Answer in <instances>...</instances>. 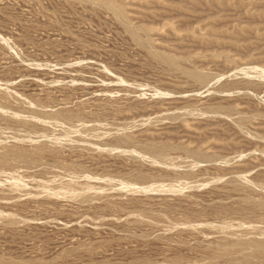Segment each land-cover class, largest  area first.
I'll return each mask as SVG.
<instances>
[{
	"label": "rangeland",
	"instance_id": "1",
	"mask_svg": "<svg viewBox=\"0 0 264 264\" xmlns=\"http://www.w3.org/2000/svg\"><path fill=\"white\" fill-rule=\"evenodd\" d=\"M111 1L0 0V152L69 171L0 167V264L195 262L236 253L212 227L264 218V0ZM24 103L118 128L25 138Z\"/></svg>",
	"mask_w": 264,
	"mask_h": 264
},
{
	"label": "bare ground",
	"instance_id": "2",
	"mask_svg": "<svg viewBox=\"0 0 264 264\" xmlns=\"http://www.w3.org/2000/svg\"><path fill=\"white\" fill-rule=\"evenodd\" d=\"M101 1L103 3H105V4H107L108 6H111V7L115 8L117 11H119V8L115 7L114 6L115 4H113L111 0H101ZM111 10H113V9H111ZM123 11L124 10H122V12ZM191 76L196 81H199V82H202V83H205V84H206L207 81L211 80L210 76H204V75H200V74H191ZM8 109L9 108H8L7 105H0V112L2 113L0 115V118L5 119L6 112L7 111L9 112ZM17 113H18L19 117L17 119L15 118L16 121H14L11 124V126L15 130H17L19 132H22L24 134L25 138L27 136H33L34 134H39V133L45 134V132H47L46 128L45 129L43 127L41 128L39 126L40 124L38 125L37 123H41L44 126L46 125L47 128H50V129L86 132V134L89 133V134H95V135L99 134V133H103V132H106L107 134L108 133L110 134L112 132H115L116 129L118 128V125H116L114 123H109V124H104L103 122L101 123L99 118H95L94 120L90 121V120H86V119H83V120L79 119L76 115H73V114L59 115V114H55V113H52V112H49V111L42 112L40 107L38 105H36V104L24 103V105H22L18 109ZM15 115H17V114L15 113ZM65 133L67 134L66 131H65ZM3 135H4V131H3V129L0 128V137H2ZM67 135H69V134H67ZM80 135H78V136L80 137ZM99 135L101 136V134H99ZM81 138H84V137L81 136ZM55 143H56V141H55ZM124 143L125 144H129L130 143V139H126V140H124L122 142L117 143L116 145L120 146V145H122ZM46 148L48 149V147H46ZM50 149L52 151H54V152L57 151L53 147L50 148ZM168 149H170V148H168V147H166L164 145H160V146H143V147H141V151L144 154H146L147 156L156 158V160L157 159H162V161H163V158H165L167 156ZM188 154L189 155H193V154H190V153H188ZM193 156L196 157V158H199V157H202V159L204 158V155L201 152H199L197 154H194ZM0 167L2 169H4L5 171L9 170V171H12V172L17 173V174L21 173L23 171L22 169L30 170V171L38 173L44 179H46V178L61 179L65 174L69 173V171H66V170L65 171L54 170L53 168H51V167H49L47 165L46 166L33 165L32 163H30V161L28 160V157L25 154H22V153H20V152H18L16 150H7L6 152H0ZM184 178L185 179H192V177L190 175H186V174H185ZM88 179H90V178H88ZM136 179L140 183L143 182V183H146V184L150 181V177L147 176V175H144V174H142V175L141 174H136ZM129 182H131V181H129ZM17 183H18V181H17ZM59 183H61V182H59ZM115 184L117 185L118 182L115 183ZM235 184H236V186L243 185L239 181L235 182ZM72 186H73V184H72ZM48 188H49V186H48ZM119 188H120V186H119ZM14 190H16L20 195H23V196H25V195L27 196V194H28L27 189H25V187L23 188V187H18L17 186V187L14 188ZM31 192L32 191H30V193ZM42 192H44V190H42ZM2 197L3 196L0 194V198H2ZM88 198H91V196L88 197ZM253 208L256 211H258V210L259 211H264V198L259 200L257 203L253 204ZM257 218L258 217H255V216L252 217L249 220V222H251V223H248V224H247V222L239 221L238 224H236V225H224L223 224V225H220V226L212 227L210 229L211 235L213 234V236H217V237L223 239V241L225 242L226 245H228L229 247H232L235 250V252H236L235 254H233V253H231V252H229L227 250H221V251L211 250L205 258H203L202 260H199V261L187 262V261H184V260L183 261L182 260H173V261H169L167 264H217L218 262H220L222 260L226 261V262H231V260H233L234 258H239V259L242 258L244 260L253 261V262H257V263L263 261L264 260V233L258 231L256 228H254L252 226H254V223H256L258 221H264V218L263 217L259 218V219H257ZM163 223L166 224V225H169L167 223V221H165V220H163ZM177 225H178V227L180 226L178 223H177ZM195 225H197V223ZM176 229H178V228H176ZM206 230H207V228H206ZM206 234H208V233H206ZM227 264H229V263H227Z\"/></svg>",
	"mask_w": 264,
	"mask_h": 264
}]
</instances>
